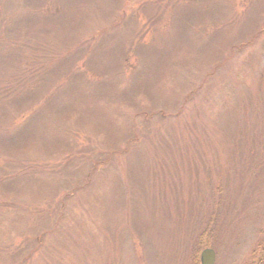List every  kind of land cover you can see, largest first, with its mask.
Listing matches in <instances>:
<instances>
[{
    "label": "rangeland",
    "instance_id": "rangeland-1",
    "mask_svg": "<svg viewBox=\"0 0 264 264\" xmlns=\"http://www.w3.org/2000/svg\"><path fill=\"white\" fill-rule=\"evenodd\" d=\"M263 233L264 0H0V264H252Z\"/></svg>",
    "mask_w": 264,
    "mask_h": 264
},
{
    "label": "trees",
    "instance_id": "trees-1",
    "mask_svg": "<svg viewBox=\"0 0 264 264\" xmlns=\"http://www.w3.org/2000/svg\"><path fill=\"white\" fill-rule=\"evenodd\" d=\"M72 4L74 5V2ZM37 105L41 106V104L39 103ZM263 253H264V236L262 237V240L258 243V245L252 251L251 263L256 264L257 261L259 262L260 260H259L258 255H262ZM196 261H198V255L196 256ZM262 263L264 264V260H262Z\"/></svg>",
    "mask_w": 264,
    "mask_h": 264
},
{
    "label": "water",
    "instance_id": "water-1",
    "mask_svg": "<svg viewBox=\"0 0 264 264\" xmlns=\"http://www.w3.org/2000/svg\"><path fill=\"white\" fill-rule=\"evenodd\" d=\"M215 260L214 252L209 249L205 248L200 253V264H213Z\"/></svg>",
    "mask_w": 264,
    "mask_h": 264
}]
</instances>
